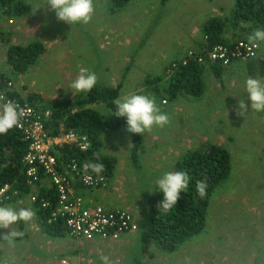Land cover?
<instances>
[{"label": "rangeland", "instance_id": "374dc122", "mask_svg": "<svg viewBox=\"0 0 264 264\" xmlns=\"http://www.w3.org/2000/svg\"><path fill=\"white\" fill-rule=\"evenodd\" d=\"M22 1L30 6L22 16L9 17L0 12L2 84L11 81L23 97L38 94L42 98L38 103L51 106L87 93L70 89L83 67L95 72L96 85L120 84L118 98L130 93L148 95L170 117L163 128L153 126L150 132L141 134L139 162L150 179L142 185L137 184L130 162L133 141L120 119L104 103L90 105L102 116L97 130L100 151L117 159L109 188L98 190L112 192L120 202L121 196L126 197L124 192L133 195L118 207H131L143 222L157 180L175 171L176 161L186 150L203 149L207 143L228 149L231 172L210 197L204 229L175 251L151 246L150 254H144L138 232L121 247L74 239L67 234L49 237L36 222L35 213L31 221L11 226L24 233L16 238L14 246L0 239V264H55L61 258H68L70 264H101V255L115 264H264V112L251 110L245 92L248 76L264 82V42H259L260 51L252 65L241 67L236 63L232 66L238 67L233 68L230 64L220 78L210 70L211 64L218 63L203 64V92L198 98L184 93L164 98L160 86L152 89L144 82L147 74H164L166 67L182 62L190 50L198 54L199 44L206 39L205 21L230 15L234 0H128L114 12L111 0H93L94 14L86 25L59 21L46 0ZM224 36L229 43L239 38L232 36L226 26ZM34 40L42 42L44 52L28 70L14 72L6 62L8 47L25 46ZM166 75L169 78L171 71ZM240 99L248 105L245 117L236 115ZM127 170L130 176L124 179L122 173ZM78 188L74 183L73 193L83 198L98 195ZM12 192L2 206L35 212L29 201L35 189L20 196ZM100 203L108 206L102 200ZM8 231L0 228V236Z\"/></svg>", "mask_w": 264, "mask_h": 264}, {"label": "trees", "instance_id": "16d2710c", "mask_svg": "<svg viewBox=\"0 0 264 264\" xmlns=\"http://www.w3.org/2000/svg\"><path fill=\"white\" fill-rule=\"evenodd\" d=\"M127 1L111 0V11L114 12L123 7ZM161 1L165 2L166 0ZM29 8V4L22 0H0V12L9 17H20L28 12ZM225 26L232 36L239 38H247L255 29L264 28V0H234L230 15L225 17L214 16L207 19L203 25V35L206 39L199 44L202 53H206L216 43H229V40L224 36ZM44 50L45 46L39 40L31 41L25 46L11 44L7 49L6 62L10 64L14 72L23 73L38 60ZM224 67L226 66L211 64L210 70L215 77L220 78ZM168 70L171 71V76L166 78ZM202 71L203 65L198 63L195 57H187L185 63L179 62L166 67L164 74L154 76L147 74L144 82L152 89L160 86L163 92L161 97L164 98L166 96L170 99L174 98L178 93L198 98L203 92ZM0 87L5 90L1 76ZM8 93L20 103L26 102L36 108L40 107L51 111V117L46 122V130L49 136L58 135L68 130L87 134L91 146L86 150H80L75 146L69 147L67 144L57 146L58 158L65 164L72 158L80 164L86 162L103 163L104 170L99 174L106 177L108 184L109 178L114 174L117 159L100 151L101 140L97 130L102 116L90 105L101 102L114 112L113 101L119 97L120 84L115 86L95 85L91 91L84 95L80 94L74 98L59 100L51 106L47 103H38L39 100H42L38 94L29 93L23 97L20 92L15 90ZM118 118L126 129V118ZM129 135L133 141L130 162L135 172L137 184L147 185L150 179L147 177L145 168L139 162L142 136L135 133H129ZM27 146L28 143L15 127L9 130L7 134L0 135V187L10 184L9 193L14 190L19 196L30 193L32 190L28 186L25 176L24 156L27 152ZM94 154H98V160L95 159ZM60 167L62 168V165ZM89 170L93 172L91 169ZM175 171H186L189 174L188 190L181 192L176 206L167 212L158 207L164 198L163 192L157 188L151 192L153 195L148 198L149 208L145 220L139 224L138 228L137 239L144 254H150L151 246L164 252L175 251L189 238L204 229L210 197L215 189L230 175V152L226 147L216 143H207L203 149L186 150L176 161ZM204 179L208 184L207 195L200 198L196 192V181ZM81 185L82 190L93 189ZM40 187L35 201H31L29 198L36 213V222L38 221L42 231L48 236L64 237L66 229L60 219L48 222L55 202L54 187L46 178L42 180ZM140 188L142 189V187ZM12 193L11 195H13ZM45 200L50 201L48 207L42 206V201ZM107 208L113 209V207Z\"/></svg>", "mask_w": 264, "mask_h": 264}, {"label": "built area", "instance_id": "2783aa9c", "mask_svg": "<svg viewBox=\"0 0 264 264\" xmlns=\"http://www.w3.org/2000/svg\"><path fill=\"white\" fill-rule=\"evenodd\" d=\"M9 22L11 23L12 20ZM259 51L260 43L258 47L253 48L248 38H240L228 44L216 43L206 53L201 51L197 54L190 50L182 63H185L187 57H195L200 64L218 63L228 66L237 60L256 58ZM4 89L6 91L0 87V93L18 103L25 111L21 125L15 128L28 143L24 156L25 176L30 189L36 190L30 196L31 201L34 202L37 198L44 178L49 180L56 192L54 207L51 209L48 222L60 219L66 234L74 239L98 241L120 247L129 242L130 237L138 232L139 213L131 207L109 209L103 204L93 203L91 198L74 194L73 179L79 180L86 187L95 189L104 188L107 185L106 177L89 169L85 170L83 167L85 163L80 164L74 158L66 164L58 158L57 146L67 144L69 147L75 146L80 150H86L91 146L89 136L72 130L49 136L46 122L51 117V111L14 100L8 93L14 91L11 81L4 83ZM10 188V184L0 187V206L9 199ZM49 205V200L42 201V206ZM50 264L53 263L50 262ZM55 264H70V262L68 258H61Z\"/></svg>", "mask_w": 264, "mask_h": 264}, {"label": "clouds", "instance_id": "9594fccd", "mask_svg": "<svg viewBox=\"0 0 264 264\" xmlns=\"http://www.w3.org/2000/svg\"><path fill=\"white\" fill-rule=\"evenodd\" d=\"M46 5L50 10H54L56 18L70 25L74 23L88 24L94 14L93 0H46ZM39 8L36 7L35 10ZM248 41L251 47L259 46V42H264V28L255 29L249 36ZM203 65V64H202ZM209 66V65H208ZM97 75L87 68H80L78 76L70 84V89L75 92H89L97 83ZM73 92V91H72ZM245 92L251 101V110L264 112V82L261 79L248 76L245 81ZM0 135L7 134L9 130L21 125L25 111L15 101L9 100L0 93ZM115 111L111 112L117 117H125L129 133L144 134L150 132L153 126L161 127L170 123L168 114L163 113L158 108L155 99L144 94L130 93L113 101ZM248 105L244 99H240L236 108L237 116H244L248 112ZM95 159H99L98 154H94ZM85 170L91 169L97 174L104 170L103 163L86 162ZM190 176L186 171L166 172L157 180V189L163 192V200L159 203V209L165 212L176 206L182 191H187ZM208 184L206 179L196 181V192L200 198L207 195ZM35 216V212L30 208L15 209L11 206H0V228L9 231L0 236L8 245L14 246L15 240L24 235L23 232L13 230L12 225L21 221L29 222ZM101 264H115L106 255H101Z\"/></svg>", "mask_w": 264, "mask_h": 264}, {"label": "crops", "instance_id": "0c3cea01", "mask_svg": "<svg viewBox=\"0 0 264 264\" xmlns=\"http://www.w3.org/2000/svg\"><path fill=\"white\" fill-rule=\"evenodd\" d=\"M254 62V58H251V59H247V60H237V61H234L231 63V66L233 64H236L237 65H240L241 67L245 66V65H248L249 63L252 65ZM230 65V64H229ZM232 66L233 68L235 67H238V66ZM227 67V66H226ZM253 68V67H252ZM252 68L250 70H248L247 68L245 69V71H251ZM135 175V174H134ZM122 176L124 179H129V173H128V170L123 172L122 173ZM149 176V175H148ZM73 182H75V185L79 186V191H85V190H82L83 188L81 187V183L79 180L77 179H73ZM107 187V188H106ZM108 184L104 187V189H108ZM100 188H95V189H92V190H89V191H93V192H98V195H96L92 200H93V203H99L101 200L105 203L107 202L108 203V206L106 207H118L119 205H121L122 203H127L128 202V199H130V197L132 198V194L130 195L129 193H126L124 192L123 195H125L126 197L124 198L123 196H121V199H122V202H120L114 195L112 192L110 191H107L105 193H101L100 190H98ZM139 197V196H138ZM101 204V203H100ZM105 206V205H104ZM125 207V206H123ZM50 237V236H49ZM131 241V240H130ZM129 241V242H130Z\"/></svg>", "mask_w": 264, "mask_h": 264}]
</instances>
